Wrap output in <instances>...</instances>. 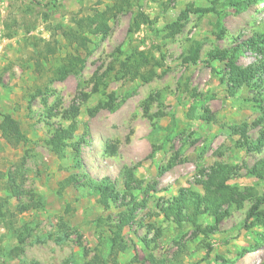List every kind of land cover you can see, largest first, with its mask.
Returning a JSON list of instances; mask_svg holds the SVG:
<instances>
[{"label": "rangeland", "instance_id": "1", "mask_svg": "<svg viewBox=\"0 0 264 264\" xmlns=\"http://www.w3.org/2000/svg\"><path fill=\"white\" fill-rule=\"evenodd\" d=\"M51 1L0 0V115H10L27 138L13 148L0 137V264H264V228L245 220L250 200L218 222L201 215L197 227H179L156 208L180 188L202 192L195 183L215 166L229 169L231 185L264 192V180L244 169L264 157V147L260 154L245 150L264 134L257 91L228 96L224 65L208 60L264 31V3L251 0L239 10L226 4L240 0H129L128 9L106 18V32L88 31V51L76 54L62 38L73 19L118 1L57 0L63 16L45 17L41 6ZM189 6L218 14H190L165 38L166 25ZM138 11L149 23L131 32ZM193 41L202 45L198 62L183 64ZM137 50L162 57L157 76L141 82L103 75ZM77 55L82 67L60 79L57 71ZM254 62L247 51L235 61ZM100 102L114 109L94 110ZM76 104L77 151L67 146L58 157L45 140ZM244 124L240 136L235 130ZM133 167L129 192L104 206L90 183L107 178L121 190L120 177Z\"/></svg>", "mask_w": 264, "mask_h": 264}, {"label": "trees", "instance_id": "2", "mask_svg": "<svg viewBox=\"0 0 264 264\" xmlns=\"http://www.w3.org/2000/svg\"><path fill=\"white\" fill-rule=\"evenodd\" d=\"M118 2L113 3L111 7H107L105 11L96 13L93 16H86L81 19H73L72 27L66 29L62 33L64 42H67L69 46H73V50L76 54L81 51H88V31H92L94 28L96 31L106 32L107 26L105 24L106 18L112 14L113 11L124 12L128 9L129 0H117ZM251 0H240V1H229L226 6H235L239 10H243L247 7ZM260 3H264V0H255ZM38 6H41L38 4ZM46 13L43 15L49 17L53 14L63 16L64 11L61 9V5L57 0L51 1L41 6ZM214 12V9L210 8H193L189 6L178 14L176 19L167 24L165 27V38H173L177 33L180 32L190 14L204 15ZM149 19L144 13L138 11L130 31L134 32L138 30L140 24H148ZM134 27V28H133ZM133 28V29H131ZM201 43L193 41L189 45L187 51L183 55V64L195 65L199 59V52L201 49ZM250 52L255 56V62L252 64H236L235 61L243 52ZM162 60V57L161 59ZM155 59L153 56L148 55L144 51H133L123 61H119L116 68L114 67L115 62H112L103 72V75L114 72L116 78L139 79L141 82H147L157 76L158 68H160L161 61ZM208 60L218 61L224 65L227 77L225 84L227 86L228 96L232 97L241 88H254L257 91L256 99L254 102L257 107L264 112V31L260 33H254L250 37L244 38L238 41L237 44L229 50H214L208 54ZM209 62V61H208ZM83 60L78 57H71L68 61L67 66H62L57 71L59 78H63L68 72H70L76 66L82 67ZM103 77V76H101ZM224 81V78H223ZM101 82V79H100ZM101 84V83H100ZM97 89L94 87L93 91ZM111 96V95H110ZM87 97L83 96V100ZM82 101V100H80ZM79 104L72 105L67 111L62 114V119L67 121L65 126L58 125L56 129L52 131L50 136L45 140L46 146L49 151L56 155L62 156L64 149L70 146L72 150L77 151V142H73V138L77 131L76 117L79 113ZM98 108L114 109L109 103L98 104L94 110ZM90 111L94 113L95 111ZM0 137L9 146L16 148L19 145L27 143V138L19 128L18 123L8 114L0 115ZM246 125H242L235 130L240 136H244L246 133ZM245 150L253 151L260 154L264 147V134L261 133L255 142L245 144ZM133 168H128L124 171L125 177H120L121 190H116L118 181H110L107 178L100 179L98 181H92L90 186L101 193L103 196L102 203L104 206H108V202H115L121 198L119 191L129 192L131 184L135 183L133 177ZM170 168V165L163 168L165 172ZM246 175L252 176L259 180H264V157H260L252 165H244ZM229 169H224L219 166L210 167L208 170L203 171L201 179L197 180L195 185L202 190H191L186 188H180L176 196L156 204L158 214H160L165 220L176 224L181 227L182 224H189L191 227H197L196 223L199 217L203 214L214 218L216 222L223 219L228 215L229 211L233 207H241L244 201L250 200L248 211L245 215V220L257 219L260 221L261 226L264 228V211L261 206L264 205V192L260 195L253 188L245 187L242 189L229 183ZM137 206V205H136ZM132 218L131 212L129 211L122 223L128 225L129 220ZM115 246V244H114ZM102 264H106L101 260ZM93 264V263H88Z\"/></svg>", "mask_w": 264, "mask_h": 264}]
</instances>
